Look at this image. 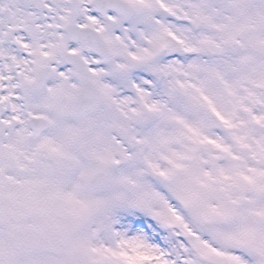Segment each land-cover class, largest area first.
I'll use <instances>...</instances> for the list:
<instances>
[{
	"label": "snow or ice",
	"instance_id": "snow-or-ice-1",
	"mask_svg": "<svg viewBox=\"0 0 264 264\" xmlns=\"http://www.w3.org/2000/svg\"><path fill=\"white\" fill-rule=\"evenodd\" d=\"M0 264H264V0H0Z\"/></svg>",
	"mask_w": 264,
	"mask_h": 264
}]
</instances>
